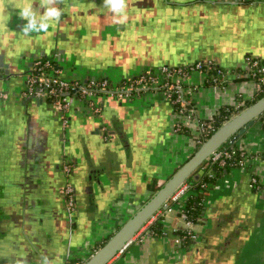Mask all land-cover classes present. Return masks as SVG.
Instances as JSON below:
<instances>
[{
    "label": "crops",
    "instance_id": "obj_1",
    "mask_svg": "<svg viewBox=\"0 0 264 264\" xmlns=\"http://www.w3.org/2000/svg\"><path fill=\"white\" fill-rule=\"evenodd\" d=\"M42 4L0 0V92L7 94L0 96V132L14 127L22 138V209L48 213L42 224L26 214L22 231L0 244V264H83L197 147L190 133L175 130L180 116L163 92L142 91L132 100L102 93L100 112L82 99L60 113L47 100L26 98L22 72L32 61L58 55L59 76H112L120 83L163 65L212 58L227 72L225 86L194 73L191 84L198 87L188 95L195 120L212 121L225 105L255 97L257 83L244 58L264 59V0H129L123 24L115 23L117 14L103 0H55L47 6L61 11L60 21L25 33L19 12L31 7L39 19ZM64 120L78 203L72 233L57 165ZM240 135L250 170L231 168L216 178L203 200V219L191 226L198 239L178 242L186 220L177 210L166 211L162 233L132 239L107 264H264V192L250 185L251 173L264 182V118Z\"/></svg>",
    "mask_w": 264,
    "mask_h": 264
},
{
    "label": "built area",
    "instance_id": "obj_2",
    "mask_svg": "<svg viewBox=\"0 0 264 264\" xmlns=\"http://www.w3.org/2000/svg\"><path fill=\"white\" fill-rule=\"evenodd\" d=\"M222 2L239 1L244 3H256L258 0H220ZM58 56V55H57ZM54 57H39L34 60L32 65L27 69L25 76V84L22 90L24 96L29 99H44L50 102L53 108L58 112H67L76 99L85 100L92 112H100L102 110L103 101L99 99V95L107 93L118 99L132 100L142 91H158L163 92L167 99L175 106L177 114L180 116L179 121L175 125L178 132L186 131L193 137L195 147L201 145L209 134L216 130V126L212 121L195 120V110L189 100L191 91H195L197 84H191L192 74L200 73L203 79L215 87H224L227 81V72L222 68L216 60L212 58L199 59L194 62L170 66L163 65L153 71L140 72L125 79L123 82H114L108 77H92L68 79L59 76L57 68H55ZM246 70L248 74L257 83L258 90L264 84V61L262 58L246 55ZM212 73L210 77L208 74ZM191 85H194L190 87ZM1 97H6L5 92H0ZM244 104V103H242ZM237 105L236 107H240ZM259 117L264 118V114ZM65 123L67 122L64 120ZM107 131V127H104ZM235 135L231 137L225 144L219 147L200 167L199 184L187 180L182 183L169 198L166 208L156 211L134 235V238L141 237L145 234L158 235L155 230L157 223L164 224V215L166 211L177 210L182 218L186 220L188 230L184 235L179 236L178 242H182L187 238L198 239L197 233L191 230L194 221L187 219L184 208L189 197L206 192L205 197L214 187L209 179L213 177L214 167H226L228 164L231 168L242 171H249L251 164V156L241 146L239 137ZM240 157L237 161L238 165L233 164V159ZM71 164L65 163L64 170L69 173ZM207 177L203 180V177ZM251 187L264 192V182H260L257 176L251 173ZM204 197V199H205ZM63 208L66 217L72 221L76 214L75 193L73 182L68 179L62 191ZM66 264H76L73 261H67Z\"/></svg>",
    "mask_w": 264,
    "mask_h": 264
},
{
    "label": "water",
    "instance_id": "obj_3",
    "mask_svg": "<svg viewBox=\"0 0 264 264\" xmlns=\"http://www.w3.org/2000/svg\"><path fill=\"white\" fill-rule=\"evenodd\" d=\"M262 114H264V95L219 126L172 174L164 185L83 264H107L132 240L134 235L156 211L168 206L169 198L182 183L189 179L194 183L200 178L199 168L219 147L231 137L242 133L247 126L253 124Z\"/></svg>",
    "mask_w": 264,
    "mask_h": 264
},
{
    "label": "flooded vegetation",
    "instance_id": "obj_4",
    "mask_svg": "<svg viewBox=\"0 0 264 264\" xmlns=\"http://www.w3.org/2000/svg\"><path fill=\"white\" fill-rule=\"evenodd\" d=\"M33 62L34 61H32V63ZM28 67L26 69L23 68L22 76L26 73ZM24 84L25 82L23 81L22 90L24 88ZM50 105L53 108L51 103ZM66 124L67 122L64 125L62 124L63 127L61 126L60 130L61 145L57 165L58 171L62 176L59 188L61 201L62 191L66 181L70 179L74 185L76 214L71 222L66 217L69 221V232L72 233L75 222L78 218V203L76 186L72 178V174L75 169V161L69 150L70 143L69 136L66 131ZM19 134H16L14 127L5 130V132H0V244L3 243L6 238L16 233V230L19 229L22 231V220L27 217L26 214L32 213L37 215V220L40 221V224H42L44 218L48 217V213L42 212V209L40 211L36 210L33 212H24L22 209V195L25 194V190L22 186V147H19L21 145L22 138ZM65 163L71 164L69 173L64 170ZM18 164H20V169Z\"/></svg>",
    "mask_w": 264,
    "mask_h": 264
},
{
    "label": "trees",
    "instance_id": "obj_5",
    "mask_svg": "<svg viewBox=\"0 0 264 264\" xmlns=\"http://www.w3.org/2000/svg\"><path fill=\"white\" fill-rule=\"evenodd\" d=\"M263 61H264V59H263ZM211 74L212 73H209L208 77H210ZM250 78H252V77L250 76ZM263 95H264V84L262 85L261 89L258 90V92L256 93L255 97L251 101H248L247 104L245 102V104L241 105L238 108L236 106H231V105H225L224 107H222L220 109V111L218 112V114L216 115V117L212 120V122L216 126V129L219 126H221L225 121L230 119L233 114L238 113L239 111L244 109V107H246V105L247 106L251 105L252 103L257 101L259 98H261ZM213 133L209 134V136H207L206 139L208 137H210ZM199 146L200 145H198L196 147V149ZM239 158L240 157H237V158L233 159V161H234L233 164L238 165L237 161H238ZM230 169H231V165H229V164L226 167H224V168H222V167H214L213 168L214 175H213V177H211L209 179V181L211 183H213V182L215 183L217 177L222 175L224 173V171H229ZM199 170H200V168H199ZM206 178L207 177L204 176L203 180H205ZM199 181L197 180L196 184H199ZM205 193L206 192H201V193H199L196 196L189 197L188 200L186 201V206L184 208V213H185V215H186L188 220L197 221V220H202L203 219V216H204V213H205L204 204H203ZM155 230L158 231L159 233H162L163 232L162 224L157 223V225L155 226ZM184 234L185 233H182V235H184ZM189 241H191V239L187 238V239H185L184 243L189 242Z\"/></svg>",
    "mask_w": 264,
    "mask_h": 264
},
{
    "label": "clouds",
    "instance_id": "obj_6",
    "mask_svg": "<svg viewBox=\"0 0 264 264\" xmlns=\"http://www.w3.org/2000/svg\"><path fill=\"white\" fill-rule=\"evenodd\" d=\"M53 3H55V0H44V4L40 5L44 10L39 19L31 7L24 8L19 12L20 18L26 21L24 28L25 33L32 31H47L49 28L47 21H60L62 15L61 11L56 7L47 6ZM128 3L129 0H103L104 7L108 8L112 13L117 14L118 18L115 20L117 24L126 22L127 15L125 9Z\"/></svg>",
    "mask_w": 264,
    "mask_h": 264
},
{
    "label": "rangeland",
    "instance_id": "obj_7",
    "mask_svg": "<svg viewBox=\"0 0 264 264\" xmlns=\"http://www.w3.org/2000/svg\"><path fill=\"white\" fill-rule=\"evenodd\" d=\"M22 79H23V81L25 80V76L23 75L22 76ZM110 79H112L113 80V77L111 76V78Z\"/></svg>",
    "mask_w": 264,
    "mask_h": 264
}]
</instances>
